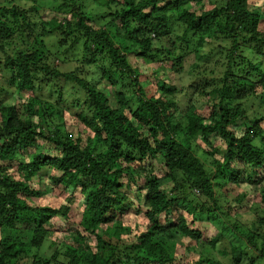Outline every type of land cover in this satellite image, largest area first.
I'll list each match as a JSON object with an SVG mask.
<instances>
[{"label": "trees", "instance_id": "trees-1", "mask_svg": "<svg viewBox=\"0 0 264 264\" xmlns=\"http://www.w3.org/2000/svg\"><path fill=\"white\" fill-rule=\"evenodd\" d=\"M44 2L0 0V264H264V0Z\"/></svg>", "mask_w": 264, "mask_h": 264}, {"label": "rangeland", "instance_id": "rangeland-1", "mask_svg": "<svg viewBox=\"0 0 264 264\" xmlns=\"http://www.w3.org/2000/svg\"><path fill=\"white\" fill-rule=\"evenodd\" d=\"M59 1L60 0H45V4H44V6H41V7H39V9H42V17L43 18H50V17H52L53 15H55V13L53 12V11H48V9H49V5H56V4H58L59 3ZM54 39H55V37L54 36H52V37H47L46 38V41L48 42V44L50 45V46H53V44H54ZM169 73H167L166 74V77H167V79L168 80H170V76L168 75ZM178 76V83L180 84V85H183V83H185L186 81H188V78H189V74L187 73V71L185 70V71H183V73L182 74H179V75H177ZM176 76V77H177ZM187 83V82H186ZM9 89H11L12 90V87H9ZM4 99H6V98H8L10 101H14L15 102V100H14V96H13V94L11 93V92H9V95L7 94V93H5L4 95ZM178 99L181 101V102H183V101H187V97H184L182 94H180L179 96H178ZM200 107L201 106H203V102H200L199 104H198ZM239 128H241V127H239ZM71 129V128H70ZM213 139H215L216 140V137L215 138H213ZM53 152V151H52ZM50 153H51V151H50ZM209 163V161H207V164ZM44 184H46L47 182H43ZM52 185H50V187H51ZM244 188H242V189H244L246 192H247V199L248 200H255V201H259V197L257 196V194L255 193V192H253L252 190H250L249 189V187H246V186H243ZM227 188V187H226ZM240 189V188H239ZM61 193V188H56V189H54L53 190V194L54 195H59ZM225 193V192H224ZM230 195V194H229ZM228 195V197H227V199H229V196ZM60 196V195H59ZM61 198H63L64 199V196H62ZM247 200V201H248ZM237 210H239V209H237ZM239 212H242V211H239ZM189 218V217H188ZM191 218V217H190ZM222 221H224V219L222 218L221 219ZM189 221H191V220H189ZM51 223H53L55 226L54 227H58V228H60V227H62L63 228V230H60V232H52V235H50V237H49V239L48 240H46L45 242H44V244H43V246L41 247V252H44V253H47V254H49L50 252H51V250L53 249L50 245H49V242L50 241H54L55 242V244L59 247V245H61L62 243H65V242H63V241H66V238H67V236H66V234H69V233H71V231H73L74 230V226H73V224H71V226H69V228L66 230L65 228H64V225H66V223L64 222H62L60 219H58L57 217L56 218H53L52 220H51ZM194 225H195V227H198V228H201V229H203L204 231H205V235L208 237V238H210V237H212L214 234H215V232H217V229H219V224H218V222L217 221H215L214 222V224L213 223H211L209 220H207V219H203L202 221H195L194 222ZM64 234H65V236H64ZM236 237V238H235ZM233 236V235H230L229 236V238L230 239H232L233 238V240H236V239H238V236ZM239 240V239H238ZM92 244H93V241L91 242ZM238 244H239V241H238ZM32 252L31 253H33V252H35V249H32L31 250ZM257 253V252H256ZM217 259H218V261L220 260L221 261V263L223 262V263H225L226 262V258L225 257H222L221 255H214Z\"/></svg>", "mask_w": 264, "mask_h": 264}]
</instances>
